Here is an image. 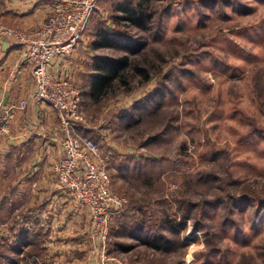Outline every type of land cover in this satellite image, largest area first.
Listing matches in <instances>:
<instances>
[{
  "label": "rangeland",
  "instance_id": "rangeland-1",
  "mask_svg": "<svg viewBox=\"0 0 264 264\" xmlns=\"http://www.w3.org/2000/svg\"><path fill=\"white\" fill-rule=\"evenodd\" d=\"M140 1L101 0L73 54L79 133L100 146L125 200L105 258L86 212L71 214L78 234L52 240L31 218L20 225L30 213L21 211L0 223V264H264V0ZM118 7L149 14L148 28ZM111 34L138 53L122 40L103 46ZM122 56L159 71L145 84L113 83L94 102L97 63ZM60 250L70 254L58 259Z\"/></svg>",
  "mask_w": 264,
  "mask_h": 264
},
{
  "label": "built area",
  "instance_id": "built-area-1",
  "mask_svg": "<svg viewBox=\"0 0 264 264\" xmlns=\"http://www.w3.org/2000/svg\"><path fill=\"white\" fill-rule=\"evenodd\" d=\"M50 1L49 14L36 29L0 25V37L10 38L22 47L20 62L31 68L34 84L27 99L7 106L0 99V141L10 134L17 112L25 110L28 101L56 112L63 133V155L54 166L56 180L71 201L86 210L88 235L99 243L104 259L110 224L125 211V200L110 188L100 146L79 133L80 87L66 70L55 69L79 46L101 0Z\"/></svg>",
  "mask_w": 264,
  "mask_h": 264
},
{
  "label": "crops",
  "instance_id": "crops-1",
  "mask_svg": "<svg viewBox=\"0 0 264 264\" xmlns=\"http://www.w3.org/2000/svg\"><path fill=\"white\" fill-rule=\"evenodd\" d=\"M50 5V0H0V23L19 30L36 29L46 20ZM77 48L55 67L66 70L72 79L82 68L73 56ZM21 50L12 39L0 37V99L6 106L27 99L34 88L31 68L20 62ZM62 136L59 118L49 106L30 100L25 110L17 112L10 134L0 141V223H8L14 212L29 211L20 225H32L31 218L52 240L78 234L79 219L71 214L86 210L71 201L54 172L63 155ZM24 237L30 234L18 241ZM69 254L60 250L56 256L62 259Z\"/></svg>",
  "mask_w": 264,
  "mask_h": 264
},
{
  "label": "trees",
  "instance_id": "trees-1",
  "mask_svg": "<svg viewBox=\"0 0 264 264\" xmlns=\"http://www.w3.org/2000/svg\"><path fill=\"white\" fill-rule=\"evenodd\" d=\"M148 1L149 0L140 1L138 3V8L142 9L143 5L148 6ZM117 9L120 13L124 14V18L128 23L137 25V27L141 28L142 30L148 28L144 22L150 20L149 14L147 15L142 12H136V10L133 8L128 7H118ZM128 39L129 38H126L121 34H111V36L106 35L103 37L102 44L103 46H106L104 44L114 46L115 42L118 40L126 41L125 43L129 47L126 50L129 51V53L133 56L138 52L133 51L131 45L136 47L137 43L128 42ZM145 63L147 64V67H141L139 63L134 62V66L131 68L129 58L127 56H122L116 60L102 59L100 63H97L98 67H95L98 73L92 77L89 88V97L94 102H99L102 98H104V96L107 95L109 90L113 88V83H117L119 86H122V84H128V80L130 78H136V76L140 79L141 84L149 82L153 75L158 73L159 70L158 66H155L152 61L148 62V60L145 59ZM24 242V240L20 241L21 244H24Z\"/></svg>",
  "mask_w": 264,
  "mask_h": 264
}]
</instances>
